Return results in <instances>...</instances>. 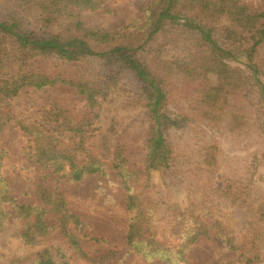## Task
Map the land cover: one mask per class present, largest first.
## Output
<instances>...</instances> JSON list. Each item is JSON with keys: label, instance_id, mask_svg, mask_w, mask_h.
Listing matches in <instances>:
<instances>
[{"label": "trees", "instance_id": "16d2710c", "mask_svg": "<svg viewBox=\"0 0 264 264\" xmlns=\"http://www.w3.org/2000/svg\"><path fill=\"white\" fill-rule=\"evenodd\" d=\"M112 1L0 0V134L16 124L27 140L25 159L40 168L33 190L38 204H20L3 172L8 149L0 145V229L13 208L23 223L21 246L34 251L19 264H125L130 254L165 247L159 234L167 203L152 175L172 173L180 157L192 155L202 182L184 212L177 209L184 225L177 244L167 240L168 263L190 264V248L207 242L234 251L225 264H264V254L218 215L221 204L245 203L251 235L264 237V184L256 180L264 166V10L243 0H151L123 29L87 25L84 13L111 11ZM169 48L174 56H167ZM231 62L248 73L234 71ZM46 88L71 91L90 114L78 119L57 99L32 119L13 114L11 100ZM111 95L118 103L107 132L116 140L105 160L91 140L102 116L98 99ZM142 110L143 127H126ZM112 173L125 192L126 243L93 256L78 238L88 224L48 180ZM217 178L222 186L214 198L210 185Z\"/></svg>", "mask_w": 264, "mask_h": 264}, {"label": "rangeland", "instance_id": "374dc122", "mask_svg": "<svg viewBox=\"0 0 264 264\" xmlns=\"http://www.w3.org/2000/svg\"><path fill=\"white\" fill-rule=\"evenodd\" d=\"M150 1L113 0L109 5L111 11L102 14L86 12L83 16L89 26L120 30L125 25L139 19L143 9ZM243 1L253 11L264 10V0ZM176 52V49L169 48L167 56H174ZM259 58L264 60V44L259 50ZM230 67L240 74L248 73L247 67L241 63L231 62ZM209 79L214 84L218 82L215 74H209ZM51 99H57L62 104L64 103L78 119H83L90 114L89 108L85 106V101L75 97L71 91L64 88H46L42 91L20 95L10 101V107L13 114L32 119L37 115L41 106L47 104ZM98 101L102 105V116L98 120L99 130L95 134L96 138L92 139L91 143L92 147L98 151L99 157L108 160L107 145L109 143L110 146L113 145L116 140L107 132L112 117L109 115L116 107L118 99L115 95H111L105 100L98 99ZM131 117L127 120L126 127H131L134 122H137L139 129L143 127L147 112L142 110L131 114ZM26 141L24 133L14 123L0 134V145H6L8 149L3 172L8 180L11 195L20 204L37 205L38 200L33 195V190L39 177L40 168L28 163L25 159ZM191 159L186 161L185 158L180 157L174 172L166 175L155 172L152 175L153 188L163 192L164 201L167 205H171V208H174L168 210L167 205L161 206V233L159 237L160 239L163 237L161 241L165 247L145 255L130 254L125 264H169L167 240L169 243L177 244L184 225L183 220L179 218L177 209H181L180 213L184 212L189 194L196 191L195 187H198L202 182L197 178L199 174L196 168H199V160L195 155H192ZM256 180L259 185L264 184V166L259 169ZM212 181L210 186L214 185L215 188L211 193H213L212 197L215 198V192L220 191L222 182L219 178ZM48 186L60 190L68 202L70 211L79 215L88 224L89 227L85 234H78V238L90 255L104 253L109 249H122L125 246L128 233L127 208L125 192L116 173H112L110 177H103L98 174L88 175L81 182L65 180L58 182L56 177H51L48 180ZM10 211L13 215L12 218L3 229H0V264H19L34 252L33 248L21 246L19 237L23 223L15 218L13 208ZM248 214L249 207L245 203H240L235 207L224 203L218 208V215L230 221L232 231L244 241L252 243L257 250L264 254V237L253 238L248 228ZM188 256L190 264H225L234 259L235 253L232 250L222 249L220 243L212 247L209 243L203 242L192 246Z\"/></svg>", "mask_w": 264, "mask_h": 264}]
</instances>
